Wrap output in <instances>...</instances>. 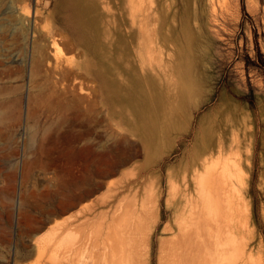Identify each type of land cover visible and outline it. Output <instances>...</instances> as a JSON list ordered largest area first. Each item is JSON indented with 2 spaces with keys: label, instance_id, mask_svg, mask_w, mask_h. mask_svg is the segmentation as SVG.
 I'll use <instances>...</instances> for the list:
<instances>
[{
  "label": "rangeland",
  "instance_id": "rangeland-1",
  "mask_svg": "<svg viewBox=\"0 0 264 264\" xmlns=\"http://www.w3.org/2000/svg\"><path fill=\"white\" fill-rule=\"evenodd\" d=\"M256 40L264 54V0H0V264H51L34 237L48 238L55 221L119 176L99 178L78 153L85 148L105 155L110 170L123 169L124 158L139 162L145 178L160 171L162 219L151 251L159 264L172 215L168 173L222 144L239 156L238 222L254 238L252 261L264 264ZM41 47L49 58L37 70ZM85 180L97 191L62 213L61 200L84 191ZM96 207L105 216V204Z\"/></svg>",
  "mask_w": 264,
  "mask_h": 264
},
{
  "label": "bare ground",
  "instance_id": "bare-ground-1",
  "mask_svg": "<svg viewBox=\"0 0 264 264\" xmlns=\"http://www.w3.org/2000/svg\"><path fill=\"white\" fill-rule=\"evenodd\" d=\"M37 52L40 56H34V66L41 70L49 55L42 47ZM230 151L222 144L200 155L190 168L185 165L178 172H167L165 206L172 215L161 229L159 264H254V238L238 222L244 200L237 189L239 156ZM78 153L96 168L99 178L119 176L109 179L100 195L55 221L48 238L49 231L34 237L35 247L42 255L52 253L51 264H95L101 253L104 261L99 264H151L153 237L162 219L160 171L149 179L139 162L121 158L123 169L110 170L105 167V155L93 154L89 148ZM89 181L74 199L61 200L62 213L94 195L99 186ZM102 203L105 216L94 214Z\"/></svg>",
  "mask_w": 264,
  "mask_h": 264
},
{
  "label": "trees",
  "instance_id": "trees-1",
  "mask_svg": "<svg viewBox=\"0 0 264 264\" xmlns=\"http://www.w3.org/2000/svg\"><path fill=\"white\" fill-rule=\"evenodd\" d=\"M242 2H243V0H242ZM242 9H243V13H244V14H247L244 5L242 6ZM255 48H256L257 56H258L259 59L263 62V65H264V54H263V52L261 51L260 46H259L257 40L255 41ZM246 61H247V63H250V61H252V59H251V57H250L249 55L246 56Z\"/></svg>",
  "mask_w": 264,
  "mask_h": 264
},
{
  "label": "water",
  "instance_id": "water-1",
  "mask_svg": "<svg viewBox=\"0 0 264 264\" xmlns=\"http://www.w3.org/2000/svg\"><path fill=\"white\" fill-rule=\"evenodd\" d=\"M103 186V185H102Z\"/></svg>",
  "mask_w": 264,
  "mask_h": 264
}]
</instances>
